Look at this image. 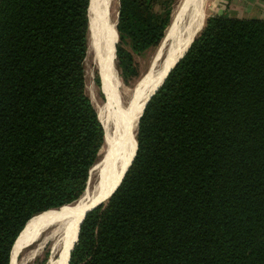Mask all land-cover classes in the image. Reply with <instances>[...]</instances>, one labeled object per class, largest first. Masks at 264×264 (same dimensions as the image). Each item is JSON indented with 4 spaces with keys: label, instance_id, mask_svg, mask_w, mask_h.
<instances>
[{
    "label": "trees",
    "instance_id": "trees-1",
    "mask_svg": "<svg viewBox=\"0 0 264 264\" xmlns=\"http://www.w3.org/2000/svg\"><path fill=\"white\" fill-rule=\"evenodd\" d=\"M120 1L118 30L158 44L166 23ZM90 2L0 0V264L29 219L81 197L104 141L86 91ZM136 140L69 264H264V17H210Z\"/></svg>",
    "mask_w": 264,
    "mask_h": 264
},
{
    "label": "bare ground",
    "instance_id": "bare-ground-1",
    "mask_svg": "<svg viewBox=\"0 0 264 264\" xmlns=\"http://www.w3.org/2000/svg\"><path fill=\"white\" fill-rule=\"evenodd\" d=\"M200 1L182 0L180 5L178 4L168 33L169 45L163 48L164 55L157 62L155 60L148 74L135 84L125 99L121 93L120 85L122 84H120L116 67L117 34L110 11V0H91L89 44L90 47L92 44L95 50L102 85L107 95L99 110V117L106 131V146L95 167H92L97 177L92 185L88 184L89 186L78 200L29 219L17 238L11 264L22 263L23 260L17 257L18 248L22 242L29 239H34L32 248L36 247V252L53 240V251L48 264H67L69 251L77 237L79 223L84 213L111 192L132 159L138 119L146 99L162 81L173 62L186 50L202 18L205 17V5L203 8ZM188 17H190L189 20ZM30 256L33 255L28 257Z\"/></svg>",
    "mask_w": 264,
    "mask_h": 264
},
{
    "label": "rangeland",
    "instance_id": "rangeland-1",
    "mask_svg": "<svg viewBox=\"0 0 264 264\" xmlns=\"http://www.w3.org/2000/svg\"><path fill=\"white\" fill-rule=\"evenodd\" d=\"M236 1L237 0H206L205 8H204L205 17L202 18L200 25L198 26V27L202 26L198 34L205 27L207 20L210 17L216 16V15H232V16H239V17H243V16L254 17L255 15L256 16L259 15L258 17H264L263 16L264 15V0H259L260 3L256 1L252 4L249 2V0H245L246 2L244 3L243 7L238 6L239 2L238 1L236 2ZM181 2L182 0H142L141 1L140 6L142 7L141 8L142 11H147L148 14L154 13L155 15L154 19L157 22L163 23V24L166 23V24H164L165 34L162 40L158 44L152 43V44H148L144 48L138 49L134 47L132 38L129 35L124 34L120 32L119 30L117 31L118 27L116 28V24L118 26L121 1L120 0H110L109 2L111 5L110 11L113 16V22H114L116 34H117L116 39H115L116 49L118 45H121L125 47L127 50H129L131 54V60H129V63L124 64L119 58L118 52L116 50V67H117V72L119 74V78L121 82L120 84H122L120 85V89L122 90L121 93L125 99H127V97L131 93V90L135 86V84L140 79H142L144 76H146V74H148V71L150 67L152 66V64L155 62V60L157 62V60L161 58V57L157 58L156 54L159 51V48L162 44V41L167 31L169 33V30L171 28V23L173 22V19L175 16V11L177 10V7L180 5ZM90 36H91V30L89 29V41H90ZM96 59L97 58H96L95 50L92 47V44H91V47L89 44L87 55L84 61L85 76H86V91L89 94L95 108L98 107L97 112L99 115V110L103 106V103L105 102L107 95L102 85V77L100 74V69L98 68L99 64ZM138 127H137V132H138ZM105 146L106 145H105V135H104V141L98 151L95 162L91 165L89 176L86 181V186L83 192L79 195V197L87 189V187L89 186L88 184L91 183L92 185L94 183L93 181L96 180L97 174L94 171V168L92 169V167H94L98 159H100V156L102 154L101 152ZM135 147H136V144H135ZM135 147L133 146V155L135 153ZM50 211L51 210H49L48 212ZM38 215H42V214H38ZM33 243H34V239H29V240L22 242V244L18 248L19 250L17 252V257L23 260L21 264H48L50 256L52 254L51 252L53 251V244H52L53 240L47 242L44 247H41L43 249H39L38 250L39 252H36V247L32 248ZM26 255L28 256L33 255L34 257L33 256L28 257Z\"/></svg>",
    "mask_w": 264,
    "mask_h": 264
},
{
    "label": "water",
    "instance_id": "water-1",
    "mask_svg": "<svg viewBox=\"0 0 264 264\" xmlns=\"http://www.w3.org/2000/svg\"><path fill=\"white\" fill-rule=\"evenodd\" d=\"M205 1L206 0H201L200 2L202 3V7L204 8V5H205ZM183 12V11H182ZM181 12V13H182ZM184 13H186V12H184ZM183 15V14H182ZM188 20L190 19V17H188L187 18ZM187 21V20H186ZM116 26H117V24H116ZM186 27V26H185ZM202 27V26H201ZM201 27H199V28H197V30L194 32V34H193V37H192V40H191V42H190V44L188 45V47L186 48V50L173 62V64L171 65V67L169 68V70L167 71V73L165 74V76L163 77V79H162V81L154 88V90L151 92V94L148 96V98L146 99V101H145V103H144V106H143V110L141 111V113H140V116H139V119H138V125H139V121H140V118H141V116H142V113H143V111H144V109H145V106H146V103L148 102V100L150 99V97L156 92V90L162 85V83L164 82V80L166 79V77H167V75L169 74V72H170V70L176 65V63L184 56V54L187 52V50H188V48L190 47V45H191V43H192V41L195 39V37L197 36V34H198V32H199V30L201 29ZM169 34H168V31H167V33H166V35H165V37H164V39H163V41H162V44H161V46H160V48H159V51H158V53L156 54V57L158 58V57H161L162 55H164L163 53H164V50L162 49V48H164V47H167L169 44ZM164 43V44H163ZM168 44V45H167ZM115 50H116V45H115ZM156 58V59H157ZM100 120H101V118H100ZM102 121V120H101ZM102 123H103V121H102ZM103 125H104V123H103ZM136 133H137V130H136ZM136 137H137V134H136ZM137 146H138V143H137V140H136V149H135V153H134V155L132 156V159H131V161L129 162V164L127 165V167H126V169L124 170V172H123V175H122V177L120 178V180H119V182L116 184V186L111 190V192L108 194V195H106V197L105 198H103V199H101L97 204H95L94 206H92L91 208H89L85 213H84V215H83V217H82V219H81V221H80V223H79V229H78V233H77V237H76V239H75V241L73 242V244H72V246H71V249H70V251H69V257H68V261H67V264H69V261H70V256H71V250L73 249V247H74V244H75V242L78 240V237H79V231H80V226H81V223H82V221H83V219L85 218V215H86V213L89 211V210H91L92 208H94V207H96V206H98V205H100L101 203H103V202H105V201H107V199L114 193V191L117 189V187L120 185V183L122 182V180H123V178H124V176H125V173H126V171L128 170V168H129V166L131 165V163H132V161H133V159H134V157H135V154H136V152H137ZM94 167H95V165H94ZM76 200V199H75Z\"/></svg>",
    "mask_w": 264,
    "mask_h": 264
},
{
    "label": "crops",
    "instance_id": "crops-1",
    "mask_svg": "<svg viewBox=\"0 0 264 264\" xmlns=\"http://www.w3.org/2000/svg\"><path fill=\"white\" fill-rule=\"evenodd\" d=\"M239 3V5L238 6H244V3L246 2L245 0H237ZM236 1V2H237ZM256 1H258L259 2V0H249V2L252 4V3H254V2H256ZM260 3V2H259ZM256 16V15H255ZM257 16H259V15H257ZM264 16V15H263Z\"/></svg>",
    "mask_w": 264,
    "mask_h": 264
}]
</instances>
